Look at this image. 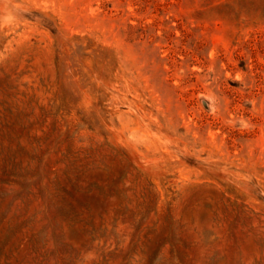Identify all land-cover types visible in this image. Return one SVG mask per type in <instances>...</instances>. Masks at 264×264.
<instances>
[{"label": "rangeland", "instance_id": "1", "mask_svg": "<svg viewBox=\"0 0 264 264\" xmlns=\"http://www.w3.org/2000/svg\"><path fill=\"white\" fill-rule=\"evenodd\" d=\"M0 264H264V0H0Z\"/></svg>", "mask_w": 264, "mask_h": 264}]
</instances>
